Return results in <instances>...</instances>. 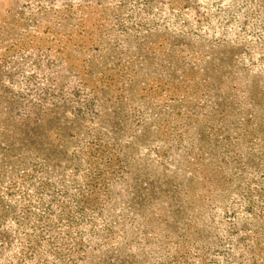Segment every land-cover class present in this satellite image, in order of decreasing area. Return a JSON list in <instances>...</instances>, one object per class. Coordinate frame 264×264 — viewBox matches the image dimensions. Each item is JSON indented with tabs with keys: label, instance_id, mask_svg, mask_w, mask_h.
I'll use <instances>...</instances> for the list:
<instances>
[{
	"label": "rangeland",
	"instance_id": "374dc122",
	"mask_svg": "<svg viewBox=\"0 0 264 264\" xmlns=\"http://www.w3.org/2000/svg\"><path fill=\"white\" fill-rule=\"evenodd\" d=\"M0 264H264V0H0Z\"/></svg>",
	"mask_w": 264,
	"mask_h": 264
}]
</instances>
